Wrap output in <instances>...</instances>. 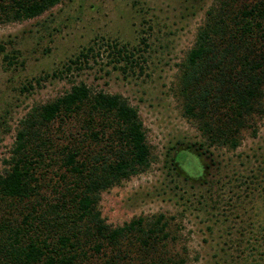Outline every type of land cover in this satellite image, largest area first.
<instances>
[{"label":"rangeland","instance_id":"obj_1","mask_svg":"<svg viewBox=\"0 0 264 264\" xmlns=\"http://www.w3.org/2000/svg\"><path fill=\"white\" fill-rule=\"evenodd\" d=\"M211 1L60 0L29 19L0 15V173L31 107L72 84L121 95L142 123L148 167L101 191L97 209L112 227L161 215L166 237L141 255L89 251L80 264H264V114L234 149L208 146L176 94L177 65ZM61 171H41L42 194H55Z\"/></svg>","mask_w":264,"mask_h":264},{"label":"trees","instance_id":"obj_2","mask_svg":"<svg viewBox=\"0 0 264 264\" xmlns=\"http://www.w3.org/2000/svg\"><path fill=\"white\" fill-rule=\"evenodd\" d=\"M59 1L0 0V15L29 19ZM128 54L115 56L126 64ZM177 66L182 112L208 146L234 149L243 127L254 135V117L264 114V0H212ZM149 158L137 110L119 94L78 82L31 107L0 173V264H80L103 248L153 249L166 237L161 215L112 227L97 209L101 191L144 171ZM52 165L63 171L49 198L39 180Z\"/></svg>","mask_w":264,"mask_h":264}]
</instances>
